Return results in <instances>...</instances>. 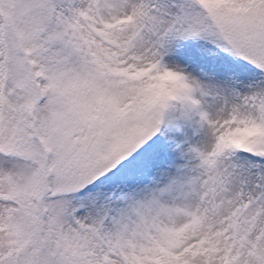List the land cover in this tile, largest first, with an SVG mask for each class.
I'll list each match as a JSON object with an SVG mask.
<instances>
[{
    "label": "snow or ice",
    "instance_id": "1",
    "mask_svg": "<svg viewBox=\"0 0 264 264\" xmlns=\"http://www.w3.org/2000/svg\"><path fill=\"white\" fill-rule=\"evenodd\" d=\"M0 264H264V0H0Z\"/></svg>",
    "mask_w": 264,
    "mask_h": 264
}]
</instances>
